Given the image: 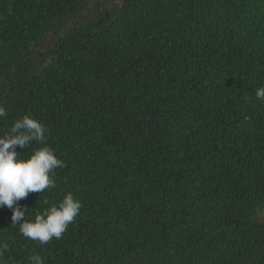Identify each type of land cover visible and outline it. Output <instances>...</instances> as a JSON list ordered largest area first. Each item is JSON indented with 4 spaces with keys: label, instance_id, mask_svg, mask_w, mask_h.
I'll list each match as a JSON object with an SVG mask.
<instances>
[{
    "label": "trees",
    "instance_id": "obj_1",
    "mask_svg": "<svg viewBox=\"0 0 264 264\" xmlns=\"http://www.w3.org/2000/svg\"><path fill=\"white\" fill-rule=\"evenodd\" d=\"M260 87L264 0H0V135L64 161L18 203L83 205L47 244L0 208V264H264Z\"/></svg>",
    "mask_w": 264,
    "mask_h": 264
},
{
    "label": "clouds",
    "instance_id": "obj_2",
    "mask_svg": "<svg viewBox=\"0 0 264 264\" xmlns=\"http://www.w3.org/2000/svg\"><path fill=\"white\" fill-rule=\"evenodd\" d=\"M255 95L264 103V87L257 88ZM5 115L6 109L0 106V120ZM46 132L39 120L24 115L0 135V208L7 206L12 211V225L19 226V233L24 238L40 244H47L54 238L59 240L83 207L81 201L68 192L58 204H51L38 212L34 220H27L26 209L18 203L30 193L54 189V170L64 167V161L49 146L34 150L27 159L20 158L17 146L26 149L33 142L43 143ZM44 204L48 205L49 201L45 199ZM6 247L0 245V254ZM28 261L29 264H43L42 258L35 253Z\"/></svg>",
    "mask_w": 264,
    "mask_h": 264
}]
</instances>
